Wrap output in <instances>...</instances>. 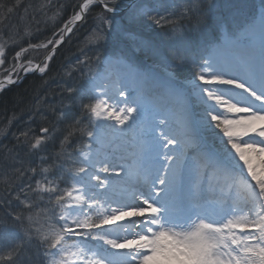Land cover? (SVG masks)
Returning <instances> with one entry per match:
<instances>
[{
    "label": "snow or ice",
    "instance_id": "6c2138e0",
    "mask_svg": "<svg viewBox=\"0 0 264 264\" xmlns=\"http://www.w3.org/2000/svg\"><path fill=\"white\" fill-rule=\"evenodd\" d=\"M75 7L46 43H29L51 46L41 63L18 70L28 48L16 52L0 91L21 71L45 74L78 23L89 24L85 43L96 50L142 22L166 29L164 40L98 51L102 70L79 93L66 89L78 115L34 112L38 133L28 126L0 146V264H264V0L243 21L245 5L223 16L212 0L166 14L149 0L127 11L123 0Z\"/></svg>",
    "mask_w": 264,
    "mask_h": 264
},
{
    "label": "trees",
    "instance_id": "16d2710c",
    "mask_svg": "<svg viewBox=\"0 0 264 264\" xmlns=\"http://www.w3.org/2000/svg\"><path fill=\"white\" fill-rule=\"evenodd\" d=\"M130 1L123 0V5L126 6ZM16 2L19 3L17 14L13 11L14 13L11 14L10 18H6L7 13L0 16V43L3 45L6 58L5 64L0 67L1 76L11 73L7 70L11 68L13 58L21 48H28L29 43H46L48 39L52 38L53 33L59 30L53 25L58 24L59 27H63L74 11L78 10L75 6L79 0H6L4 5L12 7ZM66 4L70 6L65 12H60L58 6ZM185 28L191 32L192 24L185 21ZM88 30L89 24L80 25L78 23L74 27L73 33L69 34L66 41L53 55L52 60L49 61V69L45 74H30L20 83L11 85L0 92V130L7 129V135L0 137V146L14 143L12 133L24 130L28 126H31L38 133L39 126L44 123V119L39 115L30 119L34 112H47L48 119L52 120V114L48 110L52 106H56L65 113L66 119L69 121L79 114L78 103L74 105L70 103L74 97H70L66 89L74 88L79 93L86 86L90 72L99 64L94 54L97 55L98 51L106 53L112 48L106 43L103 49L96 50L93 48L94 54L83 55L85 50H88L84 45V37ZM161 30L164 29L150 26L147 23L146 25L144 23L138 26L137 24L132 25L130 29L132 35L157 43H159L157 36H160ZM137 41L139 39L123 40L127 50H131ZM50 48V45L48 49L43 47L39 49L28 48V51L21 53L19 61L16 62L17 67L21 62L27 60L26 54L35 53L37 55L35 61H39ZM84 48L87 49L84 50ZM86 57H91L90 64L85 66L83 71H74L69 76L68 69L76 68L78 62L85 60ZM148 59L152 60L151 58ZM63 126L61 125V127ZM48 151H52L51 145L48 146ZM20 155L22 158L33 162L38 159L36 156L24 157L23 152ZM2 179L3 177H0V180Z\"/></svg>",
    "mask_w": 264,
    "mask_h": 264
},
{
    "label": "rangeland",
    "instance_id": "374dc122",
    "mask_svg": "<svg viewBox=\"0 0 264 264\" xmlns=\"http://www.w3.org/2000/svg\"><path fill=\"white\" fill-rule=\"evenodd\" d=\"M5 1L4 0H0V4H4ZM149 1H151L150 3H152L153 6H155L158 11H160L162 13H165V14H166V10L167 11H176L177 13L183 11V2H184V0H178L177 2H176V0L174 2L172 0H149ZM212 2L216 5V14L223 15V16H231V14L235 11V9L234 8H230L229 5H245L246 7L243 9V15H240V16L237 17L238 21H243L244 19H246L247 17L252 16L253 14H258L260 0H212ZM17 5H19L18 2H16V4H14L12 6L13 9H14L15 14H17ZM0 12H3L4 14H6V10H4V9H0ZM0 16H2V15H0ZM143 23H144V25H146V23L150 24L148 22H142V23H137V26L141 25ZM150 26H155V25L150 24ZM165 30L166 29L161 30L160 33H159L160 36H157L158 40H159V43L164 40V38L162 37L161 33H162V31H165ZM88 32H89V30L87 31L86 36L84 37L85 38L84 39V45H86L85 40H86V37L88 36ZM189 35L192 36L193 35L192 32H189ZM127 39H131V40H135V39L138 40L139 39V40H141V38H138V37H136L134 35H130ZM109 40H112L113 42L109 41ZM123 40L124 39L116 40V39H113V38H109L108 41L106 42L109 46H112V48L109 50V52H111V51H113L115 49H119V48H123V49L127 50L125 48L126 44L123 42ZM0 47H3V45L1 43H0ZM86 47L88 48V50H85L87 48H84L85 53H83V55L84 54L85 55H89L90 53L94 54V49L91 46L86 45ZM94 56H96V54H94ZM36 57H37V55L35 53L26 54L25 58L27 60L21 62L19 64V66L17 67V69L19 70L20 65L26 63L29 60L32 61L33 66H34V64L37 62V61H35ZM148 60L150 61V59H148V58H145V57L142 58V62L145 63V64L153 63V61L149 62ZM100 70H102V65L98 64V66L95 69H93V71L90 72V73H95V72L100 71ZM0 77H4V76L0 75ZM185 77L190 78L188 70H186L185 72L182 73L181 78L183 79ZM252 162H253L254 165H257V164L261 163V159L258 160V161H257V159L256 160L252 159ZM245 172H246V170H245ZM245 175H246V173H245ZM35 211L39 212L40 209H36Z\"/></svg>",
    "mask_w": 264,
    "mask_h": 264
},
{
    "label": "water",
    "instance_id": "95a60500",
    "mask_svg": "<svg viewBox=\"0 0 264 264\" xmlns=\"http://www.w3.org/2000/svg\"><path fill=\"white\" fill-rule=\"evenodd\" d=\"M133 2H135V0H133V1H131L127 6H125L124 7V11H126L127 10V8H128V6H130ZM68 35H69V33L68 34H66V38L68 37ZM66 40V39H65ZM64 43V42H63ZM62 43V44H63ZM61 44V45H62ZM61 45H59L58 47H60ZM57 47V48H58ZM48 52H49V50L47 51V53L37 62V63H41L45 58H46V56H47V54H48ZM32 73H37V72H32ZM32 73H28V74H26V75H24L23 73L21 74L22 76H23V79L26 77V76H28L29 74H32ZM5 79V77H2V78H0V81H2V80H4ZM22 79V80H23ZM8 86H10V85H8ZM7 86V87H8Z\"/></svg>",
    "mask_w": 264,
    "mask_h": 264
},
{
    "label": "bare ground",
    "instance_id": "6f19581e",
    "mask_svg": "<svg viewBox=\"0 0 264 264\" xmlns=\"http://www.w3.org/2000/svg\"><path fill=\"white\" fill-rule=\"evenodd\" d=\"M252 159H255V160L257 159V161L260 160V158H257V157L255 156V154H253ZM245 173H246V172H245Z\"/></svg>",
    "mask_w": 264,
    "mask_h": 264
}]
</instances>
